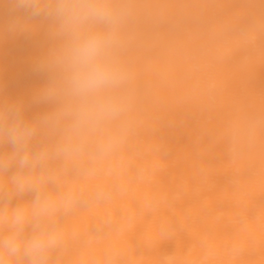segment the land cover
I'll list each match as a JSON object with an SVG mask.
<instances>
[{
	"label": "clouds",
	"instance_id": "1",
	"mask_svg": "<svg viewBox=\"0 0 264 264\" xmlns=\"http://www.w3.org/2000/svg\"><path fill=\"white\" fill-rule=\"evenodd\" d=\"M20 39L38 82L13 93L6 56ZM260 68L264 0H0V264H121L118 241L163 201L117 205L166 167L156 134L177 110L202 117L199 157L219 149V166L264 176ZM178 232L161 221L143 239L151 249ZM247 251L234 243L230 259Z\"/></svg>",
	"mask_w": 264,
	"mask_h": 264
},
{
	"label": "bare ground",
	"instance_id": "2",
	"mask_svg": "<svg viewBox=\"0 0 264 264\" xmlns=\"http://www.w3.org/2000/svg\"><path fill=\"white\" fill-rule=\"evenodd\" d=\"M34 50L31 41L20 39L7 51L6 76L12 81L13 93L38 82L28 64ZM250 87L264 90V68L257 70ZM173 115L175 123L169 124L166 118L156 134L164 148L166 167L145 183L133 184L129 196L117 205L118 214L121 206L136 208L142 193L163 201L160 212L141 215L136 227L118 241L124 253L121 264H158L160 256L171 254L180 258L181 264H264V176L255 169L235 174L219 166L224 159L219 149L199 157L196 139L201 115L195 110H177ZM199 159L217 168L210 173L198 171ZM161 221L177 225L178 235L150 249L143 237ZM82 222L91 221L86 217ZM115 239L106 236L95 249H84L83 255H102ZM237 242L248 247L242 261H232L229 256ZM206 253L211 255L205 260Z\"/></svg>",
	"mask_w": 264,
	"mask_h": 264
}]
</instances>
